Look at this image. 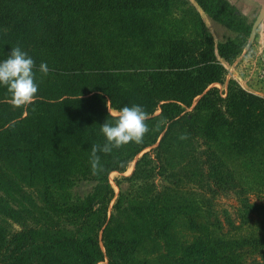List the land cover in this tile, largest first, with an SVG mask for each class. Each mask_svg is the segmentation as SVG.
Wrapping results in <instances>:
<instances>
[{
    "label": "trees",
    "instance_id": "16d2710c",
    "mask_svg": "<svg viewBox=\"0 0 264 264\" xmlns=\"http://www.w3.org/2000/svg\"><path fill=\"white\" fill-rule=\"evenodd\" d=\"M199 3L222 21V5L208 8L203 0ZM186 4L185 0H0V61L19 45L34 59L39 85L38 99L26 109L0 103V264H98L105 257L109 264H142L146 260L139 255L146 241L161 233L174 240L171 222L180 214L199 234L183 245L179 264H264V239L239 238L232 231L230 239L216 238L207 224L197 220L198 214H189L193 207L183 203L185 198L171 199L167 192L149 189L158 174L157 164L165 159L162 154L187 148V142L196 148H227L248 160L247 172L264 175V98L234 87L224 98L219 88L212 87L224 84L227 72L217 53L231 62L243 51L245 39L234 38L225 26L223 35L217 28L221 36L217 42L200 17L197 40L181 36L175 28L171 31L164 22L166 15ZM245 32L249 33L248 27ZM42 62L50 69L46 76L38 71ZM5 93L0 87V101ZM134 104L152 117L147 121L150 129L161 120L165 123L159 131H149L140 145L99 153L105 171L92 175L91 146L105 142L100 126L112 120L107 105L118 111ZM182 133L188 139H178ZM142 153L128 178L144 183L137 190L140 206H134L135 217L114 225L115 215L107 221L115 194L109 176L124 173ZM252 155L260 162H250ZM211 161L215 170L217 159ZM187 174L184 179L196 176ZM79 179L99 184L85 203L65 216L70 222L81 217L77 233L62 240L43 239L56 230L62 233L60 222L50 217L45 222L29 190L57 210L66 204L54 190L64 192ZM184 179L170 182L178 185ZM243 206L251 215L264 213V203L246 198ZM94 216L97 230L92 236L83 227ZM125 225L127 233L119 238ZM103 227L106 253L96 239ZM233 245L236 251L231 252Z\"/></svg>",
    "mask_w": 264,
    "mask_h": 264
},
{
    "label": "rangeland",
    "instance_id": "374dc122",
    "mask_svg": "<svg viewBox=\"0 0 264 264\" xmlns=\"http://www.w3.org/2000/svg\"><path fill=\"white\" fill-rule=\"evenodd\" d=\"M185 1L188 4L174 7L171 13H168L165 17L164 22L169 25L171 31L172 28H175L178 31L180 30L181 36L197 40L199 38L197 24L198 17H200L209 34L217 42H219L218 38L221 37L217 33V28L222 35L227 28L234 38L241 37L245 39L243 51L231 62L222 59L216 52L218 59L227 72L224 84H214L212 87L219 88L224 98L227 97L228 89L231 87L250 92V86L252 85L262 92L264 84L256 76L249 79L246 72L250 70L251 65L248 64L246 67L245 60L250 61V59L258 57L259 52L264 47V0H203L209 6L208 8L222 5V23H219L206 12L200 5L199 0ZM180 8L183 12L180 11ZM246 27L249 28V33L245 32ZM176 33L178 32L173 31V34ZM166 35L167 33L163 34L164 37ZM198 100L199 98L195 100L194 106L198 103ZM111 110L113 113L116 112L113 109ZM186 145L187 148H172L162 154L165 159L157 164V167H159L158 174L149 182V189L154 193L167 192L171 199L185 198L182 200L183 203L185 205L192 204L193 207L189 210V214L193 216L198 214L199 218L197 220L207 224L211 228L209 231L212 233L213 230L216 238L230 239L229 234L232 231V234H240L239 238L264 239V213L251 215L243 206L246 198L258 204L264 203V175L259 177L255 173L247 172L245 162H248V160L245 161L243 157H239L236 152H230L227 148H196V144L188 142ZM142 155L143 153L131 162L124 173L113 172L109 176L115 194L108 204L107 221L109 222L112 216L115 215L116 222L114 225L123 223L129 217L136 216L137 212L134 210V206H140L137 201V190L144 183L143 181L132 182L128 178L133 175L137 160ZM211 158L217 159V162L214 163L215 170L211 169L209 164V162H212ZM249 161L252 163L260 162L254 155L251 156ZM185 164L188 167H185L186 170L183 168ZM164 165L165 170L160 168ZM218 166L222 169L220 170ZM225 168L229 171H225ZM174 173L176 175L171 178V174ZM192 173H195L196 176L191 179H184L185 174L189 177ZM169 178L171 180L184 179V182L178 185L172 184ZM98 184L99 182L93 179H79L74 182L70 189L64 192L54 190L60 201L66 204L60 206L57 210L44 204L39 194L29 190L41 206L40 212L45 214V222L49 217L60 222L59 228L62 233L56 230L46 234L43 239L49 241L62 240V236H71L77 233L81 217L78 221L70 222L65 219V216L74 212L75 206L85 203L95 193ZM241 186L244 187V191ZM97 208L99 207L96 206ZM35 212L39 214V211ZM39 216L41 218V215ZM96 218V216L92 217L89 223L84 225V232L94 236V230H97ZM184 218L185 216L180 214L171 222L173 225L171 235L174 236V240L167 237L165 233H161L158 238H150L151 240L146 241L139 255L140 258L146 260L145 262L142 260V264H179L178 258L182 253L181 248L187 241H195L199 234L198 229H194L193 225H188L187 218ZM168 219L171 221L172 216L170 215ZM30 223L34 225L35 221L30 220ZM16 228L18 229L19 226H16ZM104 228L98 230L96 239L106 253ZM127 230V225L122 226L119 238L127 233ZM47 231L44 229V232ZM78 236L81 239V234H78ZM234 251H236V248L233 245L231 252ZM231 252L229 255L233 258ZM98 264H109L108 257H105Z\"/></svg>",
    "mask_w": 264,
    "mask_h": 264
},
{
    "label": "clouds",
    "instance_id": "9594fccd",
    "mask_svg": "<svg viewBox=\"0 0 264 264\" xmlns=\"http://www.w3.org/2000/svg\"><path fill=\"white\" fill-rule=\"evenodd\" d=\"M35 69L34 59L19 45L11 48L7 58L0 61V87L6 89L5 97L0 103L8 104L14 109H26L34 104L39 92ZM38 71L46 76L50 69L42 62ZM107 107L112 120L107 119L100 126V133L104 136L105 142L91 146L89 162L94 176L105 171L99 153L111 154L114 149L118 150L130 143L140 145L149 131H159L165 123L161 120L150 129L147 121L152 117L141 105L123 106L114 113L108 105ZM178 139L186 140L188 135L182 133Z\"/></svg>",
    "mask_w": 264,
    "mask_h": 264
},
{
    "label": "built area",
    "instance_id": "2783aa9c",
    "mask_svg": "<svg viewBox=\"0 0 264 264\" xmlns=\"http://www.w3.org/2000/svg\"><path fill=\"white\" fill-rule=\"evenodd\" d=\"M261 56V58H260ZM250 62V63H249ZM246 66L251 65L250 70H247L249 79L256 76V78L264 84V57L262 51L259 52V56L249 60H245ZM264 95V94H263ZM264 98V96H262Z\"/></svg>",
    "mask_w": 264,
    "mask_h": 264
},
{
    "label": "crops",
    "instance_id": "0c3cea01",
    "mask_svg": "<svg viewBox=\"0 0 264 264\" xmlns=\"http://www.w3.org/2000/svg\"><path fill=\"white\" fill-rule=\"evenodd\" d=\"M262 50V53H263V57H264V47L261 49ZM245 67V66H244ZM244 67H242L244 69ZM247 67V66H246ZM251 87V91L252 93L256 94V95H259V96H264V90L261 92L260 89L256 88V87H253L252 85L250 86Z\"/></svg>",
    "mask_w": 264,
    "mask_h": 264
}]
</instances>
